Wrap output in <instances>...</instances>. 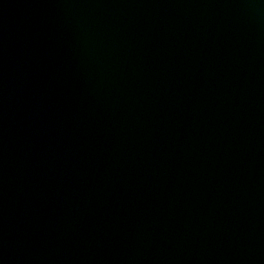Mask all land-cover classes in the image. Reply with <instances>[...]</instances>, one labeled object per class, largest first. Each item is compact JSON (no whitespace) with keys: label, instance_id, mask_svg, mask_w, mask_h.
I'll use <instances>...</instances> for the list:
<instances>
[{"label":"water","instance_id":"water-1","mask_svg":"<svg viewBox=\"0 0 264 264\" xmlns=\"http://www.w3.org/2000/svg\"><path fill=\"white\" fill-rule=\"evenodd\" d=\"M0 264H264V0H0Z\"/></svg>","mask_w":264,"mask_h":264}]
</instances>
